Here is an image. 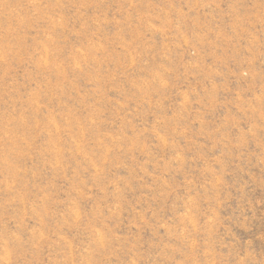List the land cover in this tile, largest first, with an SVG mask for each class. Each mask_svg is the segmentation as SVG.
Segmentation results:
<instances>
[{"label":"rangeland","instance_id":"obj_1","mask_svg":"<svg viewBox=\"0 0 264 264\" xmlns=\"http://www.w3.org/2000/svg\"><path fill=\"white\" fill-rule=\"evenodd\" d=\"M0 264H264V0H0Z\"/></svg>","mask_w":264,"mask_h":264}]
</instances>
